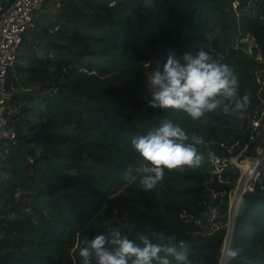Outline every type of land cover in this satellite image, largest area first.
Returning a JSON list of instances; mask_svg holds the SVG:
<instances>
[{
  "label": "trees",
  "instance_id": "trees-1",
  "mask_svg": "<svg viewBox=\"0 0 264 264\" xmlns=\"http://www.w3.org/2000/svg\"><path fill=\"white\" fill-rule=\"evenodd\" d=\"M52 1L49 23L24 33L7 76L17 136L0 140V264H83L82 236L113 225L130 239L174 235L195 264H264V128L251 125L264 112V0ZM200 47L235 70L250 96L243 115L193 120L147 104L146 75L169 51ZM164 118L204 138L202 164L166 170L145 190L138 173L124 175L141 164L131 140ZM258 156L231 218L242 177L232 158Z\"/></svg>",
  "mask_w": 264,
  "mask_h": 264
},
{
  "label": "clouds",
  "instance_id": "clouds-1",
  "mask_svg": "<svg viewBox=\"0 0 264 264\" xmlns=\"http://www.w3.org/2000/svg\"><path fill=\"white\" fill-rule=\"evenodd\" d=\"M146 77L150 107L182 111L193 120L217 111L243 115L250 104L248 94L240 95L233 67L214 59L211 51L203 47L195 52L184 51L179 57L169 51L160 66ZM204 143L202 136L189 135L179 123L164 118L146 134L132 138L131 145L141 164L129 167L125 178L138 173L141 187L151 190L164 179L166 170L201 166L203 156L198 146ZM208 156L213 158L215 153L209 151ZM210 213L215 216L217 209L211 208ZM226 254L234 259L239 249L229 248ZM78 255L83 264H195L178 246L174 235L152 230L130 239L116 225L92 237L83 235Z\"/></svg>",
  "mask_w": 264,
  "mask_h": 264
},
{
  "label": "built area",
  "instance_id": "built-area-1",
  "mask_svg": "<svg viewBox=\"0 0 264 264\" xmlns=\"http://www.w3.org/2000/svg\"><path fill=\"white\" fill-rule=\"evenodd\" d=\"M48 0H15L10 9L0 16V140L15 139L17 131L11 126L8 117V107L12 100L13 92L6 87L7 76L10 68L14 67L18 60L20 47L23 41L24 33L36 27L35 12L40 9ZM59 5V2H57ZM264 120V112L260 116L256 115L252 118L251 125L253 131L258 130ZM258 154H263V149L258 147ZM250 167L251 179L256 174L262 158L260 156L247 158ZM238 167L241 164L236 158L233 161ZM243 176V174H242ZM239 180L237 188L232 197V208H240L244 193L251 190L250 181L240 184ZM233 210V209H232ZM235 217V213H232ZM233 217V218H234Z\"/></svg>",
  "mask_w": 264,
  "mask_h": 264
},
{
  "label": "crops",
  "instance_id": "crops-1",
  "mask_svg": "<svg viewBox=\"0 0 264 264\" xmlns=\"http://www.w3.org/2000/svg\"><path fill=\"white\" fill-rule=\"evenodd\" d=\"M53 1L48 0L40 9L35 12L36 19V27L40 28L49 23L50 14L54 11L53 9ZM11 108V102L9 103V107Z\"/></svg>",
  "mask_w": 264,
  "mask_h": 264
},
{
  "label": "rangeland",
  "instance_id": "rangeland-1",
  "mask_svg": "<svg viewBox=\"0 0 264 264\" xmlns=\"http://www.w3.org/2000/svg\"><path fill=\"white\" fill-rule=\"evenodd\" d=\"M248 41H249V48H251V47L253 46V41L250 40L249 37H248ZM259 73H260V70H259ZM259 73H258V75H259V76H258V77H259V81L263 82V81H264V78H263ZM236 158H237V157L232 158V161H234ZM238 162L241 164L240 169L242 170V174H243L240 184L243 183V182H248L249 180H251L250 167H247V165L249 164V161H248V159H244V160H242V161H239V160H238ZM247 178H248V179H247ZM238 184H239V182H238ZM238 184H237V186H238ZM237 186H236V188H237ZM235 191H236V190H235ZM235 191H234V192H235ZM234 192H233V193H234ZM232 195H233V194H232ZM233 208H234V205H233ZM233 208H232V209H233ZM232 213H235V215H236V213H237V209H233V210H232ZM233 217H234V216H233V214H232V215H231V218H233ZM231 220H232V219H231ZM230 239H231V237H230ZM230 239L228 238L227 245L229 244ZM227 245H226V246H227Z\"/></svg>",
  "mask_w": 264,
  "mask_h": 264
},
{
  "label": "water",
  "instance_id": "water-1",
  "mask_svg": "<svg viewBox=\"0 0 264 264\" xmlns=\"http://www.w3.org/2000/svg\"><path fill=\"white\" fill-rule=\"evenodd\" d=\"M14 1L15 0H0V16L10 9V7L13 5ZM232 229H233V221L230 222L229 239L232 235Z\"/></svg>",
  "mask_w": 264,
  "mask_h": 264
},
{
  "label": "bare ground",
  "instance_id": "bare-ground-1",
  "mask_svg": "<svg viewBox=\"0 0 264 264\" xmlns=\"http://www.w3.org/2000/svg\"><path fill=\"white\" fill-rule=\"evenodd\" d=\"M248 179V178H247ZM242 205V204H241ZM234 209V208H233ZM226 256V255H225ZM225 262V261H224Z\"/></svg>",
  "mask_w": 264,
  "mask_h": 264
}]
</instances>
